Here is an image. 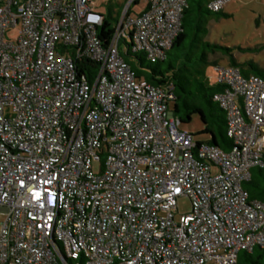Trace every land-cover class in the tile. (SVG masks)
I'll use <instances>...</instances> for the list:
<instances>
[{
    "label": "built area",
    "instance_id": "obj_1",
    "mask_svg": "<svg viewBox=\"0 0 264 264\" xmlns=\"http://www.w3.org/2000/svg\"><path fill=\"white\" fill-rule=\"evenodd\" d=\"M132 1L105 45L95 0H0V264H236L264 248V204L243 189L264 167V79L216 68L234 145H198L120 52L129 29L132 52L165 57L187 0L129 18Z\"/></svg>",
    "mask_w": 264,
    "mask_h": 264
},
{
    "label": "trees",
    "instance_id": "obj_2",
    "mask_svg": "<svg viewBox=\"0 0 264 264\" xmlns=\"http://www.w3.org/2000/svg\"><path fill=\"white\" fill-rule=\"evenodd\" d=\"M141 1H145L146 6L136 11L135 7L139 6ZM212 1L214 0H187L179 35L165 53V57L156 62L148 60L143 52L131 51L133 30L128 29L127 39H121L120 52L125 62L135 72L137 79L170 92L173 98L167 99L166 102L175 119L179 121L180 130L181 125L188 124L193 115L199 114L205 125L199 134L209 135V138L202 141L194 136L198 145L207 144L229 152L234 143L228 136V113L216 100L217 96L226 92L228 86L217 80L212 81L208 69L215 72L216 68L222 66L216 60L211 61V57L227 51L230 65L223 68L238 70L244 79L251 76L264 79V69L254 62L240 64L233 57L231 49L211 44L207 40L209 23L213 19L230 17L223 11H211L208 5ZM149 8L147 0H133L128 8L127 17H138ZM114 13L117 17H114ZM103 16V24L98 28V35L105 45H109L121 22L122 12L109 6L107 14ZM78 68L81 74L91 80L98 69V63L83 60L78 64ZM240 109L243 111L241 103ZM243 189L248 193L250 201L264 204V167L251 170V179L243 184ZM236 264H264V248L257 245L251 252L240 251Z\"/></svg>",
    "mask_w": 264,
    "mask_h": 264
},
{
    "label": "rangeland",
    "instance_id": "obj_3",
    "mask_svg": "<svg viewBox=\"0 0 264 264\" xmlns=\"http://www.w3.org/2000/svg\"><path fill=\"white\" fill-rule=\"evenodd\" d=\"M129 2L130 0H95V7L102 15L107 14L109 6L121 10L123 15ZM145 6L146 2L141 1L135 9L140 11ZM223 12L230 17L213 19L208 26L207 40L211 44L231 49L233 57L240 64L254 62L264 69V0H233L225 5ZM114 17H117L116 13H114ZM127 35H129L128 31ZM225 53L221 52L212 56L211 61L216 60L222 67H228L230 56L227 51ZM208 73L212 81H216L215 72L209 68ZM180 128L196 136L198 140L204 141L209 138V135L199 134L205 128L199 114L193 115L191 122L181 125ZM190 211V200L186 197L180 198L178 200V216L186 215ZM2 222L3 219L0 218V228Z\"/></svg>",
    "mask_w": 264,
    "mask_h": 264
}]
</instances>
